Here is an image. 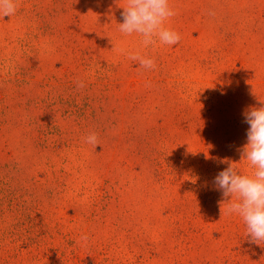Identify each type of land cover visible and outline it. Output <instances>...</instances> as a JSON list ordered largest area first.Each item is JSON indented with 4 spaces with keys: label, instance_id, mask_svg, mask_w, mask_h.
I'll list each match as a JSON object with an SVG mask.
<instances>
[{
    "label": "rangeland",
    "instance_id": "obj_1",
    "mask_svg": "<svg viewBox=\"0 0 264 264\" xmlns=\"http://www.w3.org/2000/svg\"><path fill=\"white\" fill-rule=\"evenodd\" d=\"M125 4L0 16V264H264L212 184L228 163L251 172L264 0H169L181 39L148 47L120 32Z\"/></svg>",
    "mask_w": 264,
    "mask_h": 264
},
{
    "label": "clouds",
    "instance_id": "obj_2",
    "mask_svg": "<svg viewBox=\"0 0 264 264\" xmlns=\"http://www.w3.org/2000/svg\"><path fill=\"white\" fill-rule=\"evenodd\" d=\"M17 9L18 0H0V16L15 15ZM122 9L120 32L128 36L138 34L144 47L155 45L157 41L169 46L180 41V34L167 26V22L177 14L170 7L169 0H126ZM119 51L128 59L137 61L143 69L156 67L154 59L139 52H127L124 48ZM83 87V81H78L77 88ZM260 102L261 106L250 107L243 113L249 127L241 159L248 162L251 172L242 173L234 163H228L212 181L214 190L219 191L228 202L224 214L239 216L246 226L245 235L249 237V242L257 245L264 242V101ZM85 142L93 146L99 143L95 133L89 134ZM81 240L86 242L88 236L82 235Z\"/></svg>",
    "mask_w": 264,
    "mask_h": 264
}]
</instances>
